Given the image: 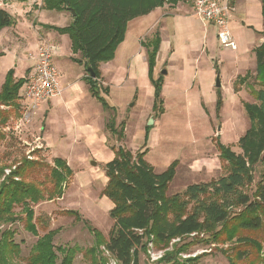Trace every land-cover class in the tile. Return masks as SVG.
<instances>
[{
    "label": "rangeland",
    "instance_id": "1",
    "mask_svg": "<svg viewBox=\"0 0 264 264\" xmlns=\"http://www.w3.org/2000/svg\"><path fill=\"white\" fill-rule=\"evenodd\" d=\"M17 1L10 0L9 2ZM24 1L29 4L28 7L35 10L38 8L36 3L40 2V0ZM192 3L193 0H182L176 6L165 5L164 7L171 12L179 11L177 10L179 7L182 10L180 12L183 13L190 11ZM231 16L229 30L234 36L236 50L223 49L218 40L214 38L212 44L207 46L209 52L203 47V53L206 52L207 55L206 59L198 54L202 44L196 42L194 48L191 49L196 52L189 54L187 64L183 69L180 64L171 66L173 73L168 76L164 90L163 116L159 117L160 114L157 116L151 111L153 90L146 64L141 56L135 62V56L129 53L127 58L132 65L127 68L120 66L115 69L119 63L118 60L112 65L102 63L99 66L102 77L99 81L100 86L97 88L102 97H105L104 89L108 90L109 96L107 95L106 100L111 107L116 109L115 114L106 111L107 119L104 124L106 125L109 118L114 117L117 132L126 128L124 130L126 135L121 140L105 128L104 131L102 130L106 134L108 148L113 150L121 146L131 151L132 154L139 151L145 152L144 160L157 173L175 164L174 176L168 187L167 196L182 194L191 185L210 184L226 177L229 167L220 160L218 146L228 147L236 155L241 154L238 141L249 128L244 106L255 103L254 96L249 89L255 76L252 72L256 46L252 44L257 42V31L262 27L264 20L259 19V21L252 18V27L243 28L240 23H237L236 18ZM40 19L44 23L57 27L65 26L63 17L55 12L44 11L43 18ZM10 28L12 27L0 30V53L2 54L0 57V87L8 72H12L13 78L19 81L24 78L32 66L27 53H32L34 50L29 47L28 42H25L31 38L29 27L20 23L19 33H16L21 40L14 41V43L12 40L9 41ZM42 30L47 31L45 28ZM262 31L264 40V25ZM147 36L139 38L137 45L140 42L144 44L150 41L153 35L150 38ZM64 42L60 43V51L53 57V62L61 76V82L73 81L76 76L82 74L87 76L83 67L73 64L68 58L67 55L71 51L66 41ZM127 44L134 50L133 38H128ZM210 51L213 54L210 55ZM76 58L79 56L77 55ZM159 75L160 73L156 71L153 78ZM217 76L221 84L218 89L215 88ZM76 83L80 85L85 94H88L83 81L77 80ZM68 92V89H65L62 98L68 97ZM58 104L59 102L54 103L52 116H50V121L48 120L49 133L46 116L40 115L38 111L29 124L21 125L20 119L24 111L0 106V167L5 169L4 176H8L10 171L24 162H38L46 167L31 173L29 178L43 190H47L51 188L48 177L49 168L53 167L54 159L63 160L72 171V176L63 185L60 199L44 200L37 205H31L34 212L33 222L38 221L36 224L37 237L25 230L21 207H15L13 210L19 218L18 221L0 227V233L8 230L14 233L13 241L20 247L19 257L14 261L17 264H26L37 239L50 231L56 232L53 239L56 248L77 249L73 264H91L86 252L93 246V237L82 223L66 215V211L78 213L105 239L108 238L113 226V221L109 216L112 203L103 195L107 182L103 171L105 164L88 156L79 144L73 142L71 120L64 110L58 107ZM130 105L133 106L130 107ZM103 118V114L97 117L95 124L102 127ZM149 120H152V123L149 124ZM145 130L147 133L144 132ZM46 132L50 152L45 151L47 140L42 141V136ZM62 132L67 134L66 138H62L65 136ZM92 161L96 163L95 166L91 165ZM261 175L262 168L258 166L253 172L252 183L239 187L236 194L252 196ZM212 191L210 189L208 194L200 195L198 201H189L187 211L189 213L195 211L202 218L203 212L199 207L214 206V203H217V198L210 193ZM219 200L224 203V209L230 210L231 215L238 214L241 209L233 205L235 202L233 195ZM250 236L264 247V234L250 233ZM234 246L233 242L225 243L221 240L214 242L210 234L197 233L186 236L181 241L172 242L167 250L156 249L149 245L146 253L139 254V264H230L228 258L233 257ZM245 249L247 257L237 264H262L259 263L252 249L246 246L241 247V250ZM170 253L172 255L169 261H161L165 254ZM104 255L109 264H114L107 254ZM259 257L264 263V252H261Z\"/></svg>",
    "mask_w": 264,
    "mask_h": 264
},
{
    "label": "trees",
    "instance_id": "2",
    "mask_svg": "<svg viewBox=\"0 0 264 264\" xmlns=\"http://www.w3.org/2000/svg\"><path fill=\"white\" fill-rule=\"evenodd\" d=\"M182 0H41L40 9L55 13H68L70 24L65 28L43 25L59 35H66L70 41L72 55H78L76 63H85L92 69L95 79L88 75L86 81L92 96L105 110L109 108L101 97L98 82L101 79L99 66L114 59L118 46L124 41L127 25L130 21L144 17L165 5L176 6ZM261 17L264 20V0H259ZM16 20L0 9V30L13 27ZM160 45L158 34L141 46L147 55L148 77L154 89L152 112L162 114V77L153 80L156 56ZM2 54L0 53V57ZM256 63L253 84L249 89L255 103L244 106L249 120V128L238 141L241 154L236 155L225 146H218L220 160L229 167L226 177L217 182L205 185H191L182 194L167 196V190L174 176L175 164L165 171L157 173L145 160V152L131 151L119 146L113 149L114 158L103 166L107 182L103 195L112 203L109 211L113 221L112 229L105 239L88 221L83 220L74 211L65 214L82 223L92 235L93 246L86 252L91 264H109L107 254L114 264H139V254L146 253L150 245L156 249L167 250L172 242L181 241L186 236L207 233L214 242L235 243L230 264H237L247 257L246 249H252L259 263L264 247L250 233L264 234V42L254 50ZM24 80L16 81L12 72H8L0 90V106L19 109L21 90ZM108 90L104 89L103 94ZM123 127V126H121ZM106 129L118 140L123 138V130L117 132L114 117L109 118ZM147 133V130H145ZM262 168V175L252 196L236 194L238 188L252 183L256 167ZM38 162H24L8 176H4V168L0 167V227L13 224L19 220L14 213L15 207H21L24 214L25 230L37 237L38 221H34L31 205L47 200L60 199L63 185L66 184L72 171L66 162L56 158L53 167L49 168L51 188L43 190L37 183L30 181L29 175L41 170ZM217 198L214 206H203L202 218L194 211H187L189 201H198L200 195L208 194L209 190ZM46 194V197H45ZM233 195L234 206L241 208L238 214H232L223 207L225 199ZM221 204V205H220ZM56 232L50 231L38 238L32 247L26 264H73L76 248H56L53 239ZM14 233H0V264H17L20 247L13 241ZM171 253L165 254L161 261L171 259Z\"/></svg>",
    "mask_w": 264,
    "mask_h": 264
},
{
    "label": "crops",
    "instance_id": "3",
    "mask_svg": "<svg viewBox=\"0 0 264 264\" xmlns=\"http://www.w3.org/2000/svg\"><path fill=\"white\" fill-rule=\"evenodd\" d=\"M9 1L10 0H0V5H1L0 9L7 12L16 20V24L9 30L10 32L8 34V36L10 35L9 41L12 40V42L14 43V41L19 42V40H21L19 37H17V33H19L20 23H22L24 24V26L27 25L29 27L28 29L31 33L30 34L31 38L28 39L26 38L27 41L25 42H28L29 47H31L34 50V52L36 51L39 44L42 42L46 44H50L55 48L54 56L57 55L58 52L60 51L59 45L61 42L63 43L64 41H66L68 47L70 48V41L66 35H59L52 30H47V31L42 30L43 25L52 26L56 28L67 27L71 22L70 19L71 17L68 13L65 12L57 13L58 15L63 17V21L65 25L64 27H57L54 25H50L48 23H44L42 19H40L43 18L44 15V11L40 9L41 0L39 3H36V6H38L36 10L32 7H28L29 4L24 0H18L17 2H12V3ZM19 1L22 2L19 3ZM222 1L230 5L232 9L231 17H235L237 23H240L243 28L252 27L251 25V22L253 20L252 18H254V20H259V19L262 20L261 5L259 0H222ZM177 10L179 11L171 12L166 7H162L152 11L150 14L144 17H140L130 21L127 25L124 41L118 46L114 55V59L108 62L109 63L108 65H112L115 64L116 60H118L117 62L119 63H117L115 69L120 66L127 68L130 65H132L128 62V58H127L129 56L128 54L131 53V56L132 55L135 56L136 59L135 62L137 61L139 56L142 57L143 61L146 64L147 74H148L146 50L144 47L141 46L142 44L141 42L139 43V45H137L136 42L141 37L144 38L148 35L147 38H150L153 35L152 36L153 39L155 35L158 34L160 38V45L156 56V62H155L152 78L154 77V72L158 71L160 73L159 77L161 76L163 79L162 89H161L162 102H165L164 90L166 87V80L168 79V76H170L173 73L171 69L172 64L173 66L180 64L181 69H183L187 64L189 54H195L196 52L191 50L192 48H194L196 42H201L202 44L201 50L199 51L198 54L202 55V57L203 56L206 57L207 59V55L205 54L206 52L203 53V47H205L207 52H209L207 46L212 44L211 42L214 40V38L217 40L216 29L210 24L203 23L199 18L193 15L192 6L190 11H184L183 13L180 12L182 10H180L179 7ZM263 25L264 22L262 24V27L259 29V31H257V36H256L257 42L255 44H252L256 46L255 49L264 42L262 38ZM231 36L235 41L234 36L232 34ZM128 38H133L135 42L134 50L128 46L127 44ZM211 53L212 51H210V55ZM67 56L72 61L73 64L79 65L80 67L84 68V66L72 60L73 58L79 60V58H76L77 55H72L71 52H69ZM255 69H256V63L254 58V69L252 72L254 73V75H255ZM163 70L167 72V76L161 74ZM5 73L6 72H4V74ZM100 73L102 77L101 70ZM86 77L87 76H83L82 74L80 76H76L73 79V81L67 80L65 82H61V76L59 75V85L60 88L62 89L61 97L58 98V100L56 101L54 99H51L48 100L47 102L42 103L38 112L40 113V115L46 116L48 133H49L50 125L48 124V120L50 121V116H52L54 103L59 102L58 107H61L64 110L66 116H69L68 118L71 120V130L73 132L72 134L74 135L73 142L79 144L82 150L88 156H91L92 158L96 159L99 162H103L104 164H107L110 161H112L114 158L113 151L110 148H108L106 134L103 132L104 128L106 129V125L104 124V122H106L107 119L106 111H110V110H105L102 107V105L92 96L89 85L86 81ZM159 77L155 79L153 78V80H157ZM77 80H81L86 84V90L88 91V94H85L83 89H81L80 85L76 83ZM65 89H68L69 96L66 98L65 97L62 98ZM152 90L154 92L153 87ZM108 93L104 94L105 97L103 98L107 103V105L109 106V108L113 109V111L111 112L115 114L116 109L114 107H111L106 100L108 99L107 98ZM135 93L137 94L138 92ZM18 105H19L18 110L23 111L26 102H24L21 99V101L18 102ZM132 106L133 105H130V107ZM162 106L163 109L164 103L162 104ZM1 107H5V106H1ZM163 113L164 112L162 111V114H160L159 117L163 116ZM102 114L104 116L102 120L103 125L102 127H100V125L95 124V119L101 116ZM124 130H123V137H125L126 135L124 133ZM48 133L46 132V134L42 136V141L47 140L45 151L50 152L51 149H50L49 141L47 139ZM63 135L65 136H62V138L67 137L66 133H64Z\"/></svg>",
    "mask_w": 264,
    "mask_h": 264
},
{
    "label": "built area",
    "instance_id": "4",
    "mask_svg": "<svg viewBox=\"0 0 264 264\" xmlns=\"http://www.w3.org/2000/svg\"><path fill=\"white\" fill-rule=\"evenodd\" d=\"M194 15L216 29L217 40L223 49L236 50L229 30L232 9L222 0H193ZM55 48L50 44L39 45L34 53H27L32 66L23 78L21 98L26 105L20 124H29L42 103L60 98L59 71L53 62ZM100 84L98 82V88Z\"/></svg>",
    "mask_w": 264,
    "mask_h": 264
},
{
    "label": "water",
    "instance_id": "5",
    "mask_svg": "<svg viewBox=\"0 0 264 264\" xmlns=\"http://www.w3.org/2000/svg\"><path fill=\"white\" fill-rule=\"evenodd\" d=\"M84 70H85V72L87 73V75L91 78V79H95V74H94V72L92 71V69L88 66V64L87 63H85L84 64ZM161 74L162 75H166V71L165 70H163L162 72H161ZM221 87V84H220V81H219V76H217V78H216V81H215V88H220ZM150 123H152V120H149V124ZM95 162L94 161H92L91 162V165L92 166H95Z\"/></svg>",
    "mask_w": 264,
    "mask_h": 264
}]
</instances>
